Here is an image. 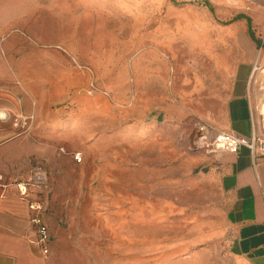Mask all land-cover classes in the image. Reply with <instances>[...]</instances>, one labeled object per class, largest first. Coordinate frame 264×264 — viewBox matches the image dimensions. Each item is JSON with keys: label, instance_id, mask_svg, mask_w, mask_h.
Segmentation results:
<instances>
[{"label": "rangeland", "instance_id": "obj_1", "mask_svg": "<svg viewBox=\"0 0 264 264\" xmlns=\"http://www.w3.org/2000/svg\"><path fill=\"white\" fill-rule=\"evenodd\" d=\"M237 2L0 0V75L77 121L21 128L17 179L46 176L48 264H229L195 142L231 93Z\"/></svg>", "mask_w": 264, "mask_h": 264}, {"label": "crops", "instance_id": "obj_2", "mask_svg": "<svg viewBox=\"0 0 264 264\" xmlns=\"http://www.w3.org/2000/svg\"><path fill=\"white\" fill-rule=\"evenodd\" d=\"M237 7L229 27L237 42L230 55L237 59L231 93L222 117L210 119L218 131L252 139L264 134V0H238ZM44 104L33 97L25 79L0 75V264H48L31 223V203H43V188L25 190L17 179L28 166L33 141L31 132L21 128L26 120L33 125L50 120L54 129L69 122L73 131L76 118L73 111L50 114ZM64 115L69 118L61 119ZM207 156L212 165L204 175L216 187L211 200L215 236L229 264H264V153L241 146L236 155ZM41 215L47 224L44 207ZM49 244L51 249V233Z\"/></svg>", "mask_w": 264, "mask_h": 264}, {"label": "built area", "instance_id": "obj_3", "mask_svg": "<svg viewBox=\"0 0 264 264\" xmlns=\"http://www.w3.org/2000/svg\"><path fill=\"white\" fill-rule=\"evenodd\" d=\"M28 120L22 123V127L27 126ZM198 136L196 138V149L206 151L209 154L214 153H230L238 154L241 146H247L253 154L257 150L264 153V134L252 139H246L237 136L232 132L218 131L206 123H202L198 127ZM264 133V132H263ZM76 160L81 161L80 154L75 156ZM45 173L41 170H37L34 176L26 183L21 184L26 190L28 186L43 187L46 184ZM26 193V192H25ZM31 209L35 211L34 216L31 219V223L35 227L36 243L41 247L44 255L50 254V232L47 224L45 223L41 211L43 209V203L33 202L31 203Z\"/></svg>", "mask_w": 264, "mask_h": 264}, {"label": "bare ground", "instance_id": "obj_4", "mask_svg": "<svg viewBox=\"0 0 264 264\" xmlns=\"http://www.w3.org/2000/svg\"><path fill=\"white\" fill-rule=\"evenodd\" d=\"M137 5V4H136ZM83 54V53H82Z\"/></svg>", "mask_w": 264, "mask_h": 264}]
</instances>
